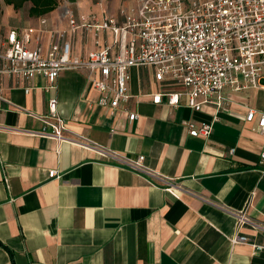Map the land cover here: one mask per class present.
Instances as JSON below:
<instances>
[{"label": "crops", "instance_id": "obj_1", "mask_svg": "<svg viewBox=\"0 0 264 264\" xmlns=\"http://www.w3.org/2000/svg\"><path fill=\"white\" fill-rule=\"evenodd\" d=\"M134 0H58L41 17H29L0 0V41L10 30L30 29L29 49L46 55L61 39L71 55L112 46L113 34L78 29L75 19L94 15L124 21ZM96 77V76H95ZM175 87L155 80L151 66L128 70L129 99L113 115L99 107L100 93L85 71H62L52 87L43 78L19 81L0 74V264H264V174L258 165L264 136L245 120L264 114V89H224L221 108L194 111L152 97ZM25 89H29L26 93ZM75 134L144 165L145 178L94 150L35 136L48 101ZM137 119L129 122L127 113ZM211 127L208 137H192ZM233 150V153L230 151ZM55 170L58 179H49ZM147 181H150L148 183ZM172 181L177 196L165 192ZM252 221L231 244L236 212Z\"/></svg>", "mask_w": 264, "mask_h": 264}, {"label": "built area", "instance_id": "obj_2", "mask_svg": "<svg viewBox=\"0 0 264 264\" xmlns=\"http://www.w3.org/2000/svg\"><path fill=\"white\" fill-rule=\"evenodd\" d=\"M120 14L124 18L121 25L108 16L100 20L94 15L75 19L68 14L71 32L81 29L113 34L112 46L82 57L71 55L65 33L58 34L61 40L52 43L44 55L40 47L28 48L32 30H10L0 41V74L19 81L43 78L52 87L62 71H85L100 93L97 105L108 108L111 115L129 99L128 70L136 66L153 67L157 82L167 81L175 87L152 97L153 104L165 99L171 108L179 106L184 98L185 106L194 111L210 104L219 109L227 102L225 88L234 92L264 89V0H134L131 9H122ZM28 115L42 123L41 130L33 133L35 136L94 150L145 178L160 177L144 165L143 156H121L72 133L57 113L55 98L48 101V115ZM127 118L132 122L137 115L128 112ZM245 120L264 136V114L256 118L255 112L248 110ZM183 125L192 137L210 134L209 124L198 130L190 122ZM258 165L264 174V150ZM47 176L59 178L55 170ZM164 191L177 196L172 181L167 182ZM234 216L236 233L230 242L245 243L247 238L239 236L238 231L252 221L245 211Z\"/></svg>", "mask_w": 264, "mask_h": 264}, {"label": "trees", "instance_id": "obj_3", "mask_svg": "<svg viewBox=\"0 0 264 264\" xmlns=\"http://www.w3.org/2000/svg\"><path fill=\"white\" fill-rule=\"evenodd\" d=\"M4 5L14 10H24L29 17H41L53 11L58 0H2Z\"/></svg>", "mask_w": 264, "mask_h": 264}, {"label": "rangeland", "instance_id": "obj_4", "mask_svg": "<svg viewBox=\"0 0 264 264\" xmlns=\"http://www.w3.org/2000/svg\"><path fill=\"white\" fill-rule=\"evenodd\" d=\"M92 1H94V2H95V1H97V0H92ZM124 1H125V2H127L128 0H124ZM200 1H205V0H200Z\"/></svg>", "mask_w": 264, "mask_h": 264}]
</instances>
